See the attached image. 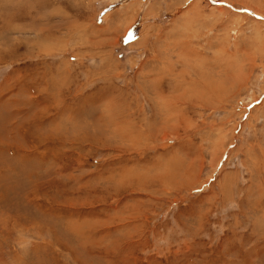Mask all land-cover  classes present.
<instances>
[{
	"label": "rangeland",
	"instance_id": "obj_1",
	"mask_svg": "<svg viewBox=\"0 0 264 264\" xmlns=\"http://www.w3.org/2000/svg\"><path fill=\"white\" fill-rule=\"evenodd\" d=\"M0 264H264V0H0Z\"/></svg>",
	"mask_w": 264,
	"mask_h": 264
},
{
	"label": "trees",
	"instance_id": "obj_2",
	"mask_svg": "<svg viewBox=\"0 0 264 264\" xmlns=\"http://www.w3.org/2000/svg\"><path fill=\"white\" fill-rule=\"evenodd\" d=\"M131 36V31H130V34H128V37H130Z\"/></svg>",
	"mask_w": 264,
	"mask_h": 264
}]
</instances>
